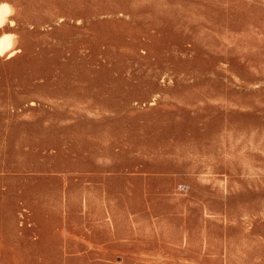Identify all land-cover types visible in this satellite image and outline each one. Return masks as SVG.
Returning a JSON list of instances; mask_svg holds the SVG:
<instances>
[{"label":"rangeland","instance_id":"1","mask_svg":"<svg viewBox=\"0 0 264 264\" xmlns=\"http://www.w3.org/2000/svg\"><path fill=\"white\" fill-rule=\"evenodd\" d=\"M0 264H264V0H5Z\"/></svg>","mask_w":264,"mask_h":264},{"label":"bare ground","instance_id":"2","mask_svg":"<svg viewBox=\"0 0 264 264\" xmlns=\"http://www.w3.org/2000/svg\"><path fill=\"white\" fill-rule=\"evenodd\" d=\"M8 20H9V17H8ZM10 21H13V20L10 19ZM15 41L16 40H15L14 33H11V32H4V33H2L0 35V53L1 54H4V53H10V54L11 53H14L15 50H16V48L14 47L15 46Z\"/></svg>","mask_w":264,"mask_h":264},{"label":"clouds","instance_id":"3","mask_svg":"<svg viewBox=\"0 0 264 264\" xmlns=\"http://www.w3.org/2000/svg\"><path fill=\"white\" fill-rule=\"evenodd\" d=\"M14 9L5 0H0V28H2L6 23L11 26L15 25V21H9L8 17L14 15Z\"/></svg>","mask_w":264,"mask_h":264}]
</instances>
